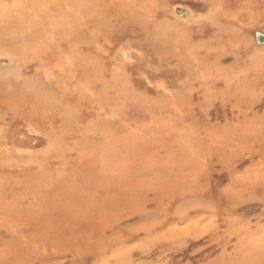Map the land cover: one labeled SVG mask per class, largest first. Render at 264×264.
<instances>
[{
	"label": "rangeland",
	"instance_id": "1",
	"mask_svg": "<svg viewBox=\"0 0 264 264\" xmlns=\"http://www.w3.org/2000/svg\"><path fill=\"white\" fill-rule=\"evenodd\" d=\"M0 264H264V0H0Z\"/></svg>",
	"mask_w": 264,
	"mask_h": 264
},
{
	"label": "water",
	"instance_id": "2",
	"mask_svg": "<svg viewBox=\"0 0 264 264\" xmlns=\"http://www.w3.org/2000/svg\"><path fill=\"white\" fill-rule=\"evenodd\" d=\"M259 36H260V35H258V38H260V37H261V36H260V37H259Z\"/></svg>",
	"mask_w": 264,
	"mask_h": 264
}]
</instances>
